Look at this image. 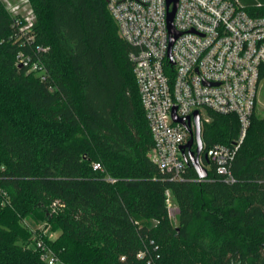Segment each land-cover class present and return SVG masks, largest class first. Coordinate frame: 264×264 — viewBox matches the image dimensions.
<instances>
[{
    "label": "trees",
    "instance_id": "1",
    "mask_svg": "<svg viewBox=\"0 0 264 264\" xmlns=\"http://www.w3.org/2000/svg\"><path fill=\"white\" fill-rule=\"evenodd\" d=\"M28 1L49 76L18 65L32 51L11 38L0 0V264H48L39 235L62 264H264V117L252 115L235 183L204 158L207 179L186 164L184 179L170 181L149 158L133 48L107 0ZM247 11L264 16V6ZM208 117L204 156L240 133L237 116Z\"/></svg>",
    "mask_w": 264,
    "mask_h": 264
},
{
    "label": "built area",
    "instance_id": "2",
    "mask_svg": "<svg viewBox=\"0 0 264 264\" xmlns=\"http://www.w3.org/2000/svg\"><path fill=\"white\" fill-rule=\"evenodd\" d=\"M1 1L13 18L11 38L32 51H21L18 65L45 81L49 74L42 56L48 48L35 45L31 4L28 0L18 4ZM107 5L120 37L133 48L129 59L154 141L150 160L170 181L184 179L181 147L188 142L189 131H195V124L191 121L185 128L175 123L173 109L178 118H192L199 111L201 124L209 111L235 115L240 124L238 139L231 146L215 145L206 153L222 180L235 183L232 163L247 136L264 72V16L250 15L239 0H178L173 27L179 37L170 49L175 35L170 34L168 16L173 4L168 6L167 0H107ZM100 168L94 164L95 170ZM166 204L170 218L179 214L170 190ZM36 240L41 259L59 263L40 235Z\"/></svg>",
    "mask_w": 264,
    "mask_h": 264
},
{
    "label": "water",
    "instance_id": "3",
    "mask_svg": "<svg viewBox=\"0 0 264 264\" xmlns=\"http://www.w3.org/2000/svg\"><path fill=\"white\" fill-rule=\"evenodd\" d=\"M168 6L173 4L172 11L169 13L168 16V26L170 30L171 35H175L171 39L170 49L172 45L174 44L175 40L179 37V34L175 33L174 27H173V20L175 17V13L178 7V0H167ZM170 55V52H169ZM173 121L175 123L181 124L183 127L187 128L191 121L195 124V131H189L190 138L188 142L181 147L182 155L184 157V160L186 164L193 167L199 177L200 180H205L209 176V172L207 168L203 164V140H202V126H201V115L199 111H195L193 113V117H187V118H178L176 115V109H173ZM196 146V149L192 151V147ZM204 159L209 162L207 156H204Z\"/></svg>",
    "mask_w": 264,
    "mask_h": 264
},
{
    "label": "rangeland",
    "instance_id": "4",
    "mask_svg": "<svg viewBox=\"0 0 264 264\" xmlns=\"http://www.w3.org/2000/svg\"><path fill=\"white\" fill-rule=\"evenodd\" d=\"M13 1H15L16 4H18L20 0H13ZM28 13H29V11H28ZM28 16H30V15L28 14ZM202 113L204 116H206V113L204 111ZM255 113L262 118L264 117V76L261 78L260 83H259V87H258L257 105H256ZM205 119H207V120H205V122H209L208 116H206ZM203 123L204 122H202V124H201L202 129H203ZM171 220H172L173 225H175V226L178 225L177 216H175V215L172 216ZM42 226H43L42 224H39L37 226L33 225V228L37 231V230L41 229ZM45 233L47 235H49V237L52 239L57 236L56 234H52L49 231H45ZM57 264H62V263L59 262ZM153 264H160V262L158 260H155L153 262Z\"/></svg>",
    "mask_w": 264,
    "mask_h": 264
},
{
    "label": "crops",
    "instance_id": "5",
    "mask_svg": "<svg viewBox=\"0 0 264 264\" xmlns=\"http://www.w3.org/2000/svg\"><path fill=\"white\" fill-rule=\"evenodd\" d=\"M240 4L245 8H251L261 3L264 4V0H239Z\"/></svg>",
    "mask_w": 264,
    "mask_h": 264
},
{
    "label": "flooded vegetation",
    "instance_id": "6",
    "mask_svg": "<svg viewBox=\"0 0 264 264\" xmlns=\"http://www.w3.org/2000/svg\"><path fill=\"white\" fill-rule=\"evenodd\" d=\"M196 149V146L194 145L193 147H192V151H194ZM202 158H204V154L202 153Z\"/></svg>",
    "mask_w": 264,
    "mask_h": 264
}]
</instances>
